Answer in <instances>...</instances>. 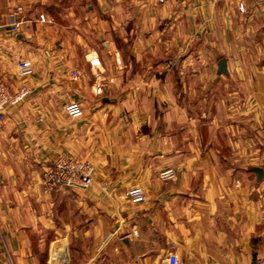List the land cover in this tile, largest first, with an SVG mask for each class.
Listing matches in <instances>:
<instances>
[{"label": "crops", "instance_id": "1", "mask_svg": "<svg viewBox=\"0 0 264 264\" xmlns=\"http://www.w3.org/2000/svg\"><path fill=\"white\" fill-rule=\"evenodd\" d=\"M0 76V264L264 261V0H0ZM58 153L92 183L44 193Z\"/></svg>", "mask_w": 264, "mask_h": 264}, {"label": "built area", "instance_id": "2", "mask_svg": "<svg viewBox=\"0 0 264 264\" xmlns=\"http://www.w3.org/2000/svg\"><path fill=\"white\" fill-rule=\"evenodd\" d=\"M218 2L221 0H212ZM243 0H239V8L242 9ZM22 12V8L17 6L11 17ZM92 65L98 64L97 59L90 61ZM18 76L25 78L30 76L33 72V66L28 60H20L17 63ZM78 72L72 71V77L75 79ZM96 93L101 92V86L96 85ZM29 94L27 86L21 85L18 89L12 90L6 81L0 76V121L4 120L11 108L16 106L18 102ZM66 115L72 119L81 117L83 115V109L79 102L70 101L64 106ZM94 168L93 165L83 159L71 158L64 153H58L53 159L45 165L40 182L42 191L49 193L53 189L66 186V187H87L92 183ZM177 172L172 168H166L158 173V178L165 180L175 179ZM129 200L132 203H141L146 200V194L139 186L132 187L128 191ZM107 238V237H105ZM164 264H179V260L171 255L166 256L163 259ZM250 264H264V261L257 259Z\"/></svg>", "mask_w": 264, "mask_h": 264}, {"label": "rangeland", "instance_id": "3", "mask_svg": "<svg viewBox=\"0 0 264 264\" xmlns=\"http://www.w3.org/2000/svg\"><path fill=\"white\" fill-rule=\"evenodd\" d=\"M103 242H104V240H103ZM73 243H74L73 244V248L74 249L70 252V254L73 257L74 262H76V264H79L80 263V258L82 257V252H81L80 249H82L83 246H84V249L82 251H84L86 247L91 248V244H90L89 241L88 242L85 241L84 244H82V245H81L80 242H77V241H74ZM67 251H68V258H69V250H68V247H67ZM43 255L45 256V253L44 252H43ZM102 264H108V261L107 260H104L102 262Z\"/></svg>", "mask_w": 264, "mask_h": 264}, {"label": "water", "instance_id": "4", "mask_svg": "<svg viewBox=\"0 0 264 264\" xmlns=\"http://www.w3.org/2000/svg\"><path fill=\"white\" fill-rule=\"evenodd\" d=\"M255 171L257 172V174H258L259 177L262 176V174H263L262 170H260V169H255Z\"/></svg>", "mask_w": 264, "mask_h": 264}]
</instances>
